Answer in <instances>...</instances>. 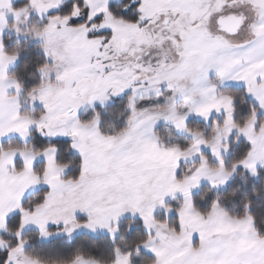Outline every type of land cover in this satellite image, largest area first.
Masks as SVG:
<instances>
[{"label":"snow or ice","instance_id":"snow-or-ice-1","mask_svg":"<svg viewBox=\"0 0 264 264\" xmlns=\"http://www.w3.org/2000/svg\"><path fill=\"white\" fill-rule=\"evenodd\" d=\"M121 2L55 0L35 8L47 20L32 33L44 54L40 81L27 90L40 109L38 118L20 111L24 85L7 77L8 65L20 56L9 55L0 41V139L15 133L27 140L35 129L47 144L11 151L0 145L4 167L18 180L14 194L0 189V216L18 221L16 244L0 239V264H45L24 252L28 224L44 240L52 237L50 225L70 238L75 232L103 231L118 248L126 215L141 222L147 239L137 251L146 249L154 264H264V229L250 201L240 217L219 200L203 212L191 198L201 180L212 190L227 186L239 168L261 175L250 157L264 149L257 111L264 113V0H124L118 10ZM233 88H243L254 105L251 129L260 138L259 148L247 124L235 125V97L226 92ZM119 104L127 118L117 131L105 132L104 115L109 105ZM213 114L223 115L224 122L213 121L210 144L189 123L197 117L208 121ZM161 125L191 135L190 148L162 145L156 135ZM233 132L247 140L248 154L230 172L225 169L226 175H200L208 166L204 148L224 168ZM60 143L77 157L78 175H68V166L59 163ZM196 155L201 168L179 176L181 161ZM17 157L24 161L20 171ZM37 161L44 162L41 171ZM38 185L45 186L44 199L25 208V193ZM178 192L184 201L173 209L166 201L177 199ZM157 207L165 209V219L157 218Z\"/></svg>","mask_w":264,"mask_h":264},{"label":"trees","instance_id":"trees-1","mask_svg":"<svg viewBox=\"0 0 264 264\" xmlns=\"http://www.w3.org/2000/svg\"><path fill=\"white\" fill-rule=\"evenodd\" d=\"M27 3L25 0H20L13 4L14 10H19ZM123 3L118 6L122 7ZM47 23L45 19L43 24ZM13 26V21H10V29ZM41 26V27H42ZM4 51L9 55L19 53L20 59L16 65L10 70L9 76L14 80H19L25 88V92L21 94L23 99L27 98V90L36 83H39L41 74L37 70L38 67L44 63V54L41 50V45L33 42L28 37H21L17 34H11L9 31L3 38ZM227 94L235 97V121L238 126H245L252 119L251 109L254 107L252 101L245 94L243 88H233L226 90ZM21 112L30 117H39L40 109L33 107L28 109L21 103ZM258 118L260 124H264V114L259 113ZM127 118V113L123 104L109 105L106 114L103 118V129L105 132L113 133L117 131ZM192 122H190V125ZM197 127V125H195ZM201 129H205L202 127ZM158 138L162 145L169 147L179 145L183 149H187L189 143L184 141L183 137H169V130L160 127L157 130ZM175 135V134H174ZM236 137L231 141L235 144L231 147V152L226 160V165L229 169L237 161H241L248 154V142L240 139L236 142ZM3 149H24L28 148L41 149L47 147V144L39 136L35 130L32 131L31 139L28 143H23L19 140L12 139L2 144ZM59 163L67 165L70 169L68 175H78V159L68 148L66 143H60ZM210 165L214 166L216 163L213 161L210 153H206ZM1 159V157H0ZM21 163L17 162V167L20 168ZM37 171L44 168V162L38 161L35 165ZM261 175L259 177H252L244 168L237 169L233 180L222 191L210 190L209 185H203L193 195L197 207L207 212L211 201L219 200L220 204L225 206L233 216L243 217L245 215L244 205L251 202V211L256 217L257 224L264 229V168H260ZM45 196V187H41L38 191L31 194L24 203L25 208H31L40 203ZM174 209L180 207V204H172ZM157 218L160 220L165 219L162 214H158ZM169 223L175 224V215L167 218ZM18 221L16 218H11L7 222L6 231L2 234V240L10 242L13 246L16 244V230ZM50 230H55V227H50ZM23 238L27 241L25 253L31 259L39 258L45 264H70L76 257L80 259L94 261L98 264H114L117 260V253L120 252L124 255L131 253L130 264H154V257L152 254L147 253L140 249L137 251L138 246L142 241L147 239L146 233L142 227L139 219L128 218L120 222L119 233L116 238V248L109 235L106 234H88L82 233L76 235L73 239L69 240L65 237L54 238L49 241H44L40 237V232L34 229L26 230L23 233Z\"/></svg>","mask_w":264,"mask_h":264},{"label":"rangeland","instance_id":"rangeland-1","mask_svg":"<svg viewBox=\"0 0 264 264\" xmlns=\"http://www.w3.org/2000/svg\"><path fill=\"white\" fill-rule=\"evenodd\" d=\"M11 1H13V0H3V3L0 4V41L3 42V38H4L5 34H7L9 31H11V34H17L18 36H21V37H28V39H31L33 42L38 43V44L41 45L42 41L38 40V39H34L32 33L34 31L39 30L41 28L42 23L44 22L45 19L42 20L39 16L36 15L35 8L36 7L44 8V7L50 6L51 4L55 3V0H33V2H31V3H30V0H25L27 3H25V6L22 7L21 9H19V10H14L13 9V4L15 2L20 1V0H15L12 4L10 3ZM123 2H124V0H122L121 3H123ZM11 20L13 21V26L11 27L12 29H10V21ZM3 32L4 33L6 32V33L1 36V34ZM16 63H17V61L15 63L9 64L8 67H7V77H8L9 81H14V79L9 76V72L16 65ZM44 71L48 72V71H50V69L46 68V69H44ZM10 93L12 95H14L15 94V88L10 89ZM21 103H24V107L28 108V109H33V107H35V106L32 105L31 101L28 98L23 99L22 96H20V104ZM234 119H235V116H234ZM214 120H219L221 122V125H223L224 117L221 114H213L212 118L210 120H208V121H204L203 119L197 117V118H194V119H192L190 121V122H192V124L190 125V123H189V127L192 129V131L194 133H196L198 135L202 134L203 137L207 138L209 143L211 144V143H213V137L216 134L215 130H214V125H213V121ZM253 122L254 121H253V118H252L247 123L246 131L248 132V134L250 136H252L257 141V145H258V148H259V140H260V138L258 136H256V134L253 133L252 129H251V124ZM195 125H197V127H195ZM235 125L238 126L236 121H235ZM160 127H163L166 130H169V134H171V136L169 135V137L173 138L175 136V137H183V138H185L184 141L189 143V146L187 147V149H189L190 146L192 145L193 137L191 135H189L187 132H178L174 127H171V126H168V125H161ZM202 127H205V129H201ZM33 130H35V129H33ZM157 133H156V135L158 136ZM235 137L237 138L236 142H238L240 139H245L243 136H238V134L236 132H233L232 135L230 137H228L227 142L231 145V141ZM12 139L19 140V141H21L23 143H28L30 141V139H31V136H29L27 138V140H25V139L21 138L19 135L13 133L11 135L4 136L2 139H0V145H2L4 142L12 140ZM234 145L235 144H232L231 147H234ZM14 149H11V150H14ZM216 149H217V151L220 150V145L219 144H216ZM11 150H9V151H11ZM230 152H231V149H230V151L227 154H225L223 156L224 168H221L219 166V162H218L216 156L213 154L212 150L209 149V148H204L203 149L204 156L207 158L206 153H210L211 156H212L213 161L216 164L214 166L210 165L209 162H208V159H207V165L208 166L201 169L200 175L219 177L221 174H225V175L227 174V172H225V169H227L230 172L231 169H229L227 167V165H226V160H227V157L229 156ZM253 157L257 161L256 168L258 170L260 168H264V167H261V163H264V149H261L260 151H258L256 153H253L252 157H250V159L253 158ZM193 159L195 160V164L193 163ZM17 162L21 163V165H20L21 167L20 168L17 167V163H16L17 171H20V170H22L24 168V161L22 159H20L19 157H17ZM4 163H5V161H4L3 157H1V159H0V188H8V186L9 187H15V186L17 187L18 186L17 177L11 176V175L8 174L9 170L4 167ZM197 168H201L200 157L198 155H196V156H194L192 158H189V159L182 160L181 163H180V168L178 169V175L181 176V177L191 176L192 173ZM244 169L246 171H248V173L252 177H254L251 174V171L249 169H247V168H244ZM236 171H235V173H236ZM235 173L232 175L230 182L233 180V178L235 176ZM203 185H209V182L207 180H201L200 181V186L198 188H193L192 189V197H193V195L196 192L199 191V189ZM41 187H45V186L44 185H38L36 187L37 189L35 188V190L32 191V192H30V190H32V188L29 189L27 191L29 193L26 192L27 195L24 197L23 203H25V201L27 200V198L29 196H31V194H33L36 191H38ZM226 187L227 186H222L219 189H214V190L215 191H222ZM176 196H177V199L174 200V199L171 198V196H169L167 198V201H166V203L169 206H171V208H173V209H174L175 206H172L169 203L180 204L181 205V203H183V201H184V196L181 195L179 192L176 193ZM158 214H162L163 217H165V209L157 207L156 215H158ZM173 215L174 214H169L167 216V218H170ZM128 218L138 219V218L133 217L131 215H126V216L122 217L121 221L124 220V219H128ZM29 225L30 224H28L27 227H25L24 232L26 230H29V229H34V230L39 231V229L35 228L36 226L29 227ZM53 227H55V226H53ZM5 231H6V229L4 230V232ZM49 231L52 234L51 239H47V240L42 239V240L49 241V240H52V239L58 238V237H65V238L71 240L76 235L82 234V233H88V234H93V235H97V234H106V235H108L106 232H103V231H97L95 233L90 232V231H81V232H75L72 235V237L70 238L69 236H67V235L63 234L62 232H60V230L57 229V228L55 230H50L49 229ZM2 234H1V236H2ZM1 239H2V237H1ZM26 246H27V244H26ZM26 246H25V248H26ZM141 249L143 251H145L144 248H141ZM24 252H25V249H24ZM117 255H118L117 256V258H118V263L117 264H130V262L127 260L129 258H127L126 255H124V254H122L120 252H118Z\"/></svg>","mask_w":264,"mask_h":264},{"label":"crops","instance_id":"crops-1","mask_svg":"<svg viewBox=\"0 0 264 264\" xmlns=\"http://www.w3.org/2000/svg\"><path fill=\"white\" fill-rule=\"evenodd\" d=\"M15 0H13V1H11L10 3L12 4L13 2H14ZM6 33V32H5ZM4 32L1 34V36L2 35H4L5 34ZM20 111H21V109H20ZM245 140V139H244ZM37 187V186H36ZM36 187H33L32 188V190H30V192H32V191H34L35 190V188ZM17 188H18V186L16 187H9L8 186V188H0V189H3L5 192H7L8 194H10V195H12V194H14L15 192H16V190H17ZM37 189V188H36ZM27 193H29V192H27ZM27 194L25 193V195H24V197L26 196ZM35 225H33V224H30L29 225V227H34ZM50 227H53L52 225H50L49 226V228ZM7 228V222H5V219L3 218V216H0V239H1V234L4 232V230ZM36 228V227H35ZM146 252H147V250L146 249H144ZM149 253V252H148ZM151 254V253H150ZM127 256V258H129V259H127L129 262H130V257L128 256V255H126ZM118 263V258H117V260H116V262L114 263V264H117ZM77 264H98V263H96V262H94V261H88V260H84V259H79L78 261H77Z\"/></svg>","mask_w":264,"mask_h":264}]
</instances>
